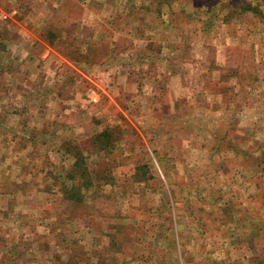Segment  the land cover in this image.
<instances>
[{"label":"rangeland","instance_id":"374dc122","mask_svg":"<svg viewBox=\"0 0 264 264\" xmlns=\"http://www.w3.org/2000/svg\"><path fill=\"white\" fill-rule=\"evenodd\" d=\"M0 264H264V0H0Z\"/></svg>","mask_w":264,"mask_h":264},{"label":"trees","instance_id":"16d2710c","mask_svg":"<svg viewBox=\"0 0 264 264\" xmlns=\"http://www.w3.org/2000/svg\"><path fill=\"white\" fill-rule=\"evenodd\" d=\"M76 157H78L77 159V162H76V164H75V166L76 167H79V169H81V168H87L88 169V167H86V162H85V160H84V158H83V156L82 155H77L76 154ZM84 173H86V169L84 170ZM69 178L71 179V180H73L74 179V177L72 176V174H70L69 175ZM65 186L64 187H67V189H66V193L68 194V196L69 195H71L70 197H72L73 199L75 198V197H78L77 199H81V197H79V195H78V190H79V186L80 185H76V184H74V183H72L70 186H69V184H64ZM77 195V196H76Z\"/></svg>","mask_w":264,"mask_h":264}]
</instances>
